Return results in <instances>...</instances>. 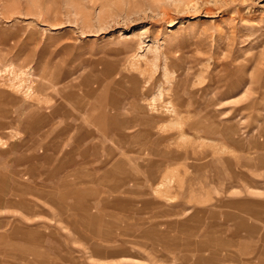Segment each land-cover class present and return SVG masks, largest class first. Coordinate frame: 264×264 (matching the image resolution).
<instances>
[{
	"label": "rangeland",
	"instance_id": "rangeland-1",
	"mask_svg": "<svg viewBox=\"0 0 264 264\" xmlns=\"http://www.w3.org/2000/svg\"><path fill=\"white\" fill-rule=\"evenodd\" d=\"M0 264H264V0H0Z\"/></svg>",
	"mask_w": 264,
	"mask_h": 264
}]
</instances>
